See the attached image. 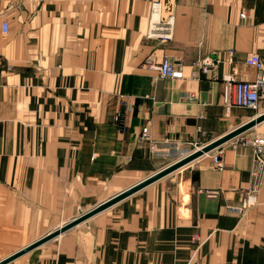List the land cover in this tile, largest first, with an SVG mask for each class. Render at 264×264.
Here are the masks:
<instances>
[{"label": "crops", "instance_id": "obj_1", "mask_svg": "<svg viewBox=\"0 0 264 264\" xmlns=\"http://www.w3.org/2000/svg\"><path fill=\"white\" fill-rule=\"evenodd\" d=\"M248 53L264 63V0H0V235L155 173L166 138L205 145L254 119L192 66L210 58L252 80ZM164 58L182 79L146 67ZM221 159H196L17 264H264V157L261 169L249 148ZM254 181L253 204L230 210Z\"/></svg>", "mask_w": 264, "mask_h": 264}, {"label": "built area", "instance_id": "obj_2", "mask_svg": "<svg viewBox=\"0 0 264 264\" xmlns=\"http://www.w3.org/2000/svg\"><path fill=\"white\" fill-rule=\"evenodd\" d=\"M155 9V8H154ZM245 15L241 14L243 18ZM2 30L6 33L7 26L6 23L2 24ZM158 30H161L160 27ZM167 35H160V38L167 39ZM245 64L249 67H253L256 70V75L252 80H239L233 75H219L216 73L217 62L210 58L197 59L192 63L194 68H199L201 72L205 75H211L213 80H220L223 83V93H222V102L226 108L238 107L242 109L252 110L257 113V116L264 113V63L262 59L256 53H248L245 58ZM178 64L170 61L168 58L162 59L160 63H148L146 67L158 72L160 78H169V79H182V72L178 68ZM192 98L191 96H189ZM118 118H116V121ZM141 141H147V129L143 128L140 134ZM164 148H168V151L162 153H168L172 149L176 148L178 142L172 141L170 139H164L162 143ZM190 148L186 150L187 154L194 152L195 150L200 149L201 146L197 143H189ZM225 148H231L237 150L240 148H249L255 155V169H261L263 166V157H264V132H252L248 134H241L236 138L230 140L221 147L213 150L212 152L204 155L209 156L211 159V166L214 169L221 170L223 169L222 162V152ZM155 149V146L152 148ZM185 152V153H186ZM161 153V154H162ZM184 153V154H185ZM187 155V154H185ZM164 155V154H162ZM182 156V157H183ZM181 158V157H180ZM178 158V159H180ZM177 159V160H178ZM257 182L252 183V187L249 193H246V197L242 201L239 207H230V210L235 212H240L243 208H247L254 202V196L251 195L257 187ZM250 194V196H248Z\"/></svg>", "mask_w": 264, "mask_h": 264}, {"label": "water", "instance_id": "obj_3", "mask_svg": "<svg viewBox=\"0 0 264 264\" xmlns=\"http://www.w3.org/2000/svg\"><path fill=\"white\" fill-rule=\"evenodd\" d=\"M264 122V113L259 116H256L254 119L248 121L247 123L237 127L236 129L230 131L229 133L219 137L210 143L205 144L200 149L189 153L180 159L172 162L171 164L163 167L162 169L156 171L155 173L147 176L146 178L142 179L141 181L135 183L134 185L126 188L125 190L117 193L116 195L108 198L107 200L97 204L92 209L88 210L87 212L80 214L79 216L73 218L71 221L65 223L64 225L60 226L58 229L51 231L41 238L37 239L36 241L32 242L31 244L27 245L26 247L12 253L11 255L7 256L6 258L0 260V264H9L14 260L24 256L25 254L31 252L32 250L37 249L38 247L46 244L47 242L57 238L58 236L64 234L68 230L86 222L90 218L94 217L95 215L109 209L110 207L114 206L118 202L128 198L129 196L139 192L140 190L152 185L153 183L163 179L164 177L168 176L169 174L187 166L188 164L192 163L196 159L203 157L204 155L212 152L213 150L221 147L222 145L226 144L230 140L236 138L237 136L247 132L248 130L252 129L256 125L261 124Z\"/></svg>", "mask_w": 264, "mask_h": 264}, {"label": "rangeland", "instance_id": "obj_4", "mask_svg": "<svg viewBox=\"0 0 264 264\" xmlns=\"http://www.w3.org/2000/svg\"><path fill=\"white\" fill-rule=\"evenodd\" d=\"M190 147L191 146H188V147L185 146L184 148H181V147L174 148L173 151L169 153L170 154L169 157H163V159L160 162V165H161L160 168L162 169L163 167L176 161L179 158V156L183 155L186 152V150ZM182 149H183V153H181L180 151ZM185 154H187V152ZM125 188L127 187H121L118 189L124 190ZM108 194L99 195V200L104 197H108L109 196ZM91 204L93 205L78 208V209H60V210L58 209L57 211L50 210L49 211L50 215H48L47 212L45 211L44 216H42L41 218H40L39 212L37 213V212L32 211V214H29L32 217H29V216L27 217L26 225H22V224H19L16 226L13 225V226L8 227L7 231L3 230L4 233L9 232V235H0V238L10 236V239L15 238V237L16 239L15 240L13 239L12 240H5V239L0 240V260L6 258L5 257L6 255L9 256V254L11 255L12 253L26 247L27 245L41 238L45 234L51 231H54L55 229H58L60 226L71 221L73 218L79 216L80 214L87 212L88 210L95 207L94 205H96L94 203H91ZM20 221H24V219L21 218ZM77 227H79V225ZM0 229H1V226H0ZM68 231H71V230H68ZM60 236L47 242L44 245H50L51 243H53L54 240L58 239ZM17 263H18V260H15L11 262L10 264H17Z\"/></svg>", "mask_w": 264, "mask_h": 264}, {"label": "bare ground", "instance_id": "obj_5", "mask_svg": "<svg viewBox=\"0 0 264 264\" xmlns=\"http://www.w3.org/2000/svg\"><path fill=\"white\" fill-rule=\"evenodd\" d=\"M201 147H202V146H201ZM201 147H200V148H201ZM195 151H196V150H195Z\"/></svg>", "mask_w": 264, "mask_h": 264}]
</instances>
